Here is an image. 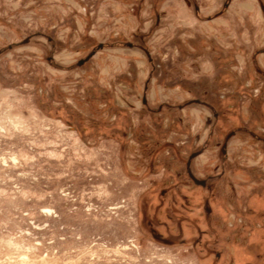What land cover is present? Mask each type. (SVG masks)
<instances>
[{"label":"rangeland","instance_id":"rangeland-1","mask_svg":"<svg viewBox=\"0 0 264 264\" xmlns=\"http://www.w3.org/2000/svg\"><path fill=\"white\" fill-rule=\"evenodd\" d=\"M0 51V264H264V0H0Z\"/></svg>","mask_w":264,"mask_h":264},{"label":"flooded vegetation","instance_id":"flooded-vegetation-1","mask_svg":"<svg viewBox=\"0 0 264 264\" xmlns=\"http://www.w3.org/2000/svg\"><path fill=\"white\" fill-rule=\"evenodd\" d=\"M0 54H1V51H0ZM197 101H199V100H197ZM142 103H145V98H144V96L142 97ZM203 103L206 105V107H208V108L212 111L214 121H216L218 114H217L215 111H213L212 106H210L208 103H206V102H203ZM161 108H162V106H159V110H161ZM238 131H241V130H238ZM243 131H244V132H247L246 130H243ZM231 132H232V131H231ZM235 132H236V131L233 130V134H231V135L228 137V139H227V141H226V145H227L228 140L230 139V137H232L233 135H235ZM249 134H250L252 137L256 138L257 140H259V139H261L262 141L264 140V139L260 138V136H258L257 134H254L253 132H249ZM207 137H208V138H207L205 144H203L201 148L195 150V152H196V151H199V153H201V152L204 150L205 146L207 145V142H209V137H213V131H212V130L209 131V134H208ZM225 138H226V136L223 137V139H222V141H221V148H220V151H221V149H222V145H223V143L225 142ZM226 145H225V147L223 148L224 153L222 154V152H221L223 158H225V154H226ZM190 171H191V170H190ZM191 173H192V172H191ZM192 175H193V174H192ZM189 178H190V177H189ZM190 179H191V178H190ZM192 182H193V181H192ZM193 183H194V182H193ZM194 184H195V183H194ZM205 184H206V181L204 180V186H205ZM195 185H200V184H195ZM200 186H202V185H200Z\"/></svg>","mask_w":264,"mask_h":264},{"label":"water","instance_id":"water-1","mask_svg":"<svg viewBox=\"0 0 264 264\" xmlns=\"http://www.w3.org/2000/svg\"><path fill=\"white\" fill-rule=\"evenodd\" d=\"M100 48H102V44H99V45L97 46V49H100ZM94 52H95V49L92 50V51H91L86 57L80 59V60L77 62V65H81V64H83L84 62H86V61H87V60H88V59L94 54ZM146 54H147V56H148V53H146ZM231 134H233V131L230 132V133L226 136V138H225V142L223 143V145H222V149H221L222 154L224 153L223 148H224L225 145H226V141H227L228 137H229ZM263 141H264V140H263ZM197 154H199V151L193 152V153L190 154V156L188 157V160H187V163H186V166H187V172H188V176L191 178V180H192L195 184H200V185L204 186V180H199V179H197L196 177H194V176L192 175L191 171H190V168H189L190 160H191L195 155H197Z\"/></svg>","mask_w":264,"mask_h":264}]
</instances>
